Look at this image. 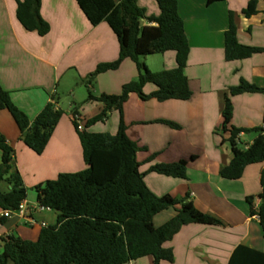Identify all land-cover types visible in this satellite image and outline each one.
<instances>
[{"label": "crops", "instance_id": "1", "mask_svg": "<svg viewBox=\"0 0 264 264\" xmlns=\"http://www.w3.org/2000/svg\"><path fill=\"white\" fill-rule=\"evenodd\" d=\"M136 1L147 15L159 13L155 0ZM177 3L190 45L184 72L192 94L186 100L158 101L143 100L132 92L123 104L122 117L127 135L141 147L136 153L141 172L155 163L181 159L187 162L185 178L146 172L144 180L149 189L157 196L169 194L190 200L195 208L221 222L219 225L189 223L182 226L164 243L172 249L173 261L162 260L160 264H229L239 245L264 251L263 231L257 214L264 161L247 165L238 179H226L219 174L233 156L229 142L231 128L260 127L263 123L264 92L234 95L230 88L241 79L264 87V52L228 61L224 54V32L228 28L229 12H232L240 42L264 48V1L258 0V12L250 17L242 12L248 0L210 3L208 0H177ZM16 6L17 0H0V85L32 120L47 102L55 99L56 89L64 77L70 78L72 83L77 79L84 82L98 63L117 57L119 44L109 25L101 22L93 26L76 0H41L40 14L50 25L49 32L43 36L22 26L16 17ZM142 24L148 22L143 20ZM158 54L161 57L151 63L148 58L155 54L140 60L151 71L176 66L173 51ZM154 63L160 68H154ZM138 75L136 63L126 58L117 69L98 74L91 91L96 95L120 93L122 85ZM154 89V84L147 83L143 91L149 93ZM227 97L233 111L223 129L222 111ZM75 101L74 98V115L72 112L67 115L63 110L41 154L23 142L10 113L0 109V134L13 148L7 176L18 171L27 188L22 212L13 211L2 219L0 239L13 235L36 240L43 225L56 223L57 213L38 205L33 190L35 185L54 179L61 172H77L87 167L72 119L77 114L84 128L88 119L100 113L103 104L87 98L80 104ZM56 106L61 108L58 101ZM119 119V112L112 109L107 118L97 121L88 130L114 134ZM157 119L175 122L179 128L155 122ZM109 120L113 125L110 131ZM255 136L254 132H241L237 142L240 147L247 148ZM153 154L154 158L147 161ZM0 189L8 192L11 186L4 179ZM30 189L35 192L32 197ZM248 196L253 197L252 206L247 201ZM179 207L157 213L154 225L161 226ZM251 208L255 214L251 213ZM239 258L237 256L235 263L240 262ZM124 264H153V258L144 256Z\"/></svg>", "mask_w": 264, "mask_h": 264}, {"label": "trees", "instance_id": "2", "mask_svg": "<svg viewBox=\"0 0 264 264\" xmlns=\"http://www.w3.org/2000/svg\"><path fill=\"white\" fill-rule=\"evenodd\" d=\"M158 14L147 15L136 0H76L88 19L96 26L106 22L114 32L119 51L112 61L100 62L90 72L84 83L87 100L101 102L99 114L88 119L85 127L78 129L75 118L72 119L82 146V154L87 167L77 172H61L54 179L35 185L36 200L39 206L53 209L57 213L56 223L41 228L36 240L19 236H2L0 239V264H124L144 256H152L153 264L162 260L173 261L171 248L164 246L182 226L189 223L219 225L221 222L195 208L187 199H179L169 194L157 196L147 186L146 172H157L173 177H186V160L170 163H155L146 172H141V163L136 158L141 148L126 132L122 117V107L130 93H137L141 99H188L192 91L185 75V67L190 45L184 30V22L178 13L177 0H155ZM216 0H208V3ZM264 1V0H263ZM258 0H248L242 12L250 17L258 12ZM41 0H17L16 17L22 26L43 36L50 30L49 23L40 14ZM146 20L148 24H142ZM173 51L176 66L172 69L151 71L141 57L151 54ZM264 52L256 47L240 42L234 15L229 12L228 28L224 32L225 59L237 60L250 57L254 53ZM130 58L139 70L137 78L122 85L120 93L93 94L91 89L98 74L115 70L121 62ZM147 83L155 89L144 93ZM232 94L244 92H264L251 82L241 79L230 88ZM51 99L32 119L17 107L10 93L0 85V109L7 110L15 121L23 142L37 154H41L63 110ZM116 109L120 119L117 131L92 132L88 128L97 121L108 117ZM232 104L226 98L222 111L223 129L232 117ZM74 115L75 109L72 110ZM74 117V116H73ZM264 123V110H263ZM173 128H179L175 122L157 119ZM241 132L256 133L252 143L242 148L237 142ZM229 142L232 159L219 174L226 179H238L244 168L253 163L264 161V128L232 127ZM0 182L7 180L11 189H0V208L16 210L26 199L27 188L18 171L10 170L13 148L0 134ZM151 155L147 161L154 158ZM261 203L257 214L264 237V169L261 171ZM252 196L247 201L252 206ZM175 215L156 227L154 216L162 210L176 207ZM251 213L256 212L251 208ZM240 257L238 263L235 259ZM229 264H264V251L260 252L239 245L233 252Z\"/></svg>", "mask_w": 264, "mask_h": 264}, {"label": "rangeland", "instance_id": "3", "mask_svg": "<svg viewBox=\"0 0 264 264\" xmlns=\"http://www.w3.org/2000/svg\"><path fill=\"white\" fill-rule=\"evenodd\" d=\"M158 55L159 54L157 53V54H155L153 56H150L148 58L150 63L152 62V60H155V59H158V57H161V56H158ZM154 68H160V67H158V65H156V63H154ZM69 79L64 77L61 80L60 85L56 89V95H55V99L59 102V105H60L61 109L64 110V112L67 115H69L70 112H72V110L75 109L74 105L72 104L74 98L76 100L75 101L76 104H80V102L84 98H87V90L85 88V83L80 81V80H78V79H77V81H73V83H72V81H70ZM73 94L75 96L74 98H73ZM98 125H100V124H98ZM97 127H100V126H97ZM107 127H108L109 131L112 130L113 125H112L111 120H109V122L107 123ZM33 190H31V189L29 190L30 191L29 193H30L31 197H32L33 194H35V192Z\"/></svg>", "mask_w": 264, "mask_h": 264}, {"label": "built area", "instance_id": "4", "mask_svg": "<svg viewBox=\"0 0 264 264\" xmlns=\"http://www.w3.org/2000/svg\"><path fill=\"white\" fill-rule=\"evenodd\" d=\"M74 118L76 119L77 123H78V129L82 130L83 129V126L82 124L79 122V116L76 114L74 116ZM261 127L264 128V123L261 124ZM41 208H46V207H43V206H40ZM23 210V204L21 203L20 206L18 207V209L16 210H10V209H2L0 211V223L2 221L3 218H6V217H9L11 215V213L13 211H18V212H22ZM45 226V225H43Z\"/></svg>", "mask_w": 264, "mask_h": 264}]
</instances>
